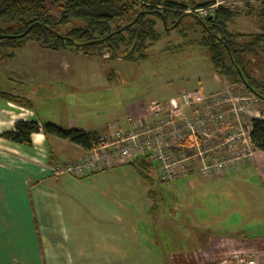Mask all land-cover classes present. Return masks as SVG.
Masks as SVG:
<instances>
[{"label": "crops", "instance_id": "obj_1", "mask_svg": "<svg viewBox=\"0 0 264 264\" xmlns=\"http://www.w3.org/2000/svg\"><path fill=\"white\" fill-rule=\"evenodd\" d=\"M33 44L30 52L42 55L46 48ZM21 52L22 48L15 50L12 58L0 60V92L25 99L31 106L24 108L0 99V264H79L94 255L107 262L129 261L132 255L131 226L126 229L124 224L117 228L114 196L110 191L115 170L129 166H114L81 178H54L50 172L53 160H77L82 155L81 148L64 140L45 137L40 132L31 135L29 146L9 142L1 135L12 131L16 122L25 121L35 122L39 126L54 124L63 129L90 132L99 138L113 129H127L134 121L141 120L155 102L147 105L142 102L129 103L123 110L125 119L118 121L113 105L105 99L103 107L96 109L93 108L94 104H86L78 99L72 101L73 94L78 91H93L99 87L110 89V79L102 72L105 60L96 54L57 50L52 53L63 57V85L69 88L71 95L68 101H63L60 112L46 108L45 103L37 108L39 98L45 102L51 97V74L57 69L44 62L16 65L15 60ZM115 59L118 61L122 58ZM94 75L97 77L94 78ZM213 75L214 82L220 86L214 93L240 86L229 84L214 72ZM35 91L40 92V97H36ZM96 110L103 114L99 118H92ZM114 121L118 122L117 126H114ZM96 183H101L102 187ZM175 183L178 190L185 187L189 192V195L186 194L189 196L187 200L193 202L189 206L194 210L203 207V212L212 220H215V215L226 214L223 210L215 214L208 209L214 195L236 199L242 197L243 201H239L242 209L237 210L244 219L245 216L253 218L259 215L260 206L264 207V152L256 149L250 161H243L224 176L201 177L195 169ZM244 219H241L242 223ZM210 222L213 221L194 219L191 225L192 230L202 234L199 240L194 236L190 240L195 250L199 246L202 250H208L205 261L211 259L213 254L209 250L213 247L220 254L229 251L254 258L264 257V234H227L211 247L204 240L213 235L211 228L206 230ZM236 228L233 226L234 230ZM250 240H257L255 246L259 248L255 249ZM86 245L92 246L94 251L85 250ZM121 248L124 250L121 251Z\"/></svg>", "mask_w": 264, "mask_h": 264}, {"label": "rangeland", "instance_id": "obj_2", "mask_svg": "<svg viewBox=\"0 0 264 264\" xmlns=\"http://www.w3.org/2000/svg\"><path fill=\"white\" fill-rule=\"evenodd\" d=\"M225 2L219 7L234 12L236 15L228 26L229 32L233 34L262 33L259 27L261 24L256 15L257 5L255 3L251 2L248 7H245L243 3L236 0H226ZM195 10L188 9L186 13H193ZM51 14L57 15L54 10H51ZM154 20L155 31L160 38L144 52L145 59L109 60L110 51L106 48L101 49V55L96 52L89 53L104 58L105 61L101 62L102 72L105 73V77L110 79V89L99 87L93 91H78L77 94H73L71 100L78 99L86 104H94L92 107L96 109L103 107L102 102L105 99L109 101L110 105H113L114 114L118 115L116 119L122 121L125 119L123 110L130 105L129 103L142 102L144 105L151 102L161 103L175 98L181 92H190L191 90H197L202 95L218 91L220 86L213 80L210 55L205 48L197 45L203 33L194 19L185 18L177 28L167 31L161 21ZM77 26L70 23L61 28L59 32L65 34ZM31 46H34L33 42H25L15 63L21 65L44 62L45 65L57 69L51 74V97L45 102L39 98L36 107L39 108L45 103L46 108L60 112L63 101H68L71 95L69 88L63 85V68H61L63 57L48 49H44V53L39 56L33 51L30 52ZM256 52L258 58L256 61H252L256 62V78L264 82V44L258 46ZM85 78L87 77L85 76ZM236 89L239 90V87ZM35 95L40 97V92L35 91ZM254 108L264 117V105L257 99ZM101 112L96 110L92 118H99L103 114ZM97 114L98 116H96ZM115 123L114 126H117L118 122ZM113 174L115 176L111 178L110 191L114 196L113 209L116 225L119 228L118 226L126 224V229H129V225L131 226L132 255L129 261L121 262H107L102 257L94 255L79 264H219L221 260L233 254L229 251L220 254L219 250L213 247L212 250H209L213 254L211 259L205 261L204 259L208 258L206 254L209 253L208 250H202L200 246L195 250L194 245L191 244L190 238L192 239L194 236L199 240V236L202 235L191 229L194 219L213 221L210 222L209 227H206V230L211 228L210 231L213 232V235L211 238L204 239L211 247L227 234L228 236H235L240 232L250 233V235L264 234V207L260 206L259 215L253 218L245 216L244 219V216H241L238 211L240 208L242 209V204L239 202L243 201L242 197L236 199L230 196L214 195L208 209L215 214L223 210L226 214L215 215V220H212L208 217L209 215L207 216L203 212V210L205 211L203 207L202 210L199 208L194 210L192 206H189L190 201L187 200L189 196L186 195L187 193L189 195V192L185 187L178 190L175 182L160 183L156 172L152 170L150 175L155 180L152 190L156 193L153 198L156 209L150 214L149 207L152 202L146 193L150 188L148 183L141 180L131 167L117 168ZM96 184L98 187H102L101 183ZM247 200H245L246 203ZM202 203L205 205L204 202ZM101 206L102 201H100L99 207ZM241 219H244L243 223ZM241 225L246 228L241 229ZM233 226H237L236 230L233 229ZM250 242L255 246L258 241L250 240ZM86 244L88 245V243ZM87 245L85 250L88 249L92 253L94 248L87 247ZM255 247V249L259 248ZM244 255L253 259L255 264H264V257L254 258Z\"/></svg>", "mask_w": 264, "mask_h": 264}, {"label": "trees", "instance_id": "obj_3", "mask_svg": "<svg viewBox=\"0 0 264 264\" xmlns=\"http://www.w3.org/2000/svg\"><path fill=\"white\" fill-rule=\"evenodd\" d=\"M245 7L257 5V17L262 33L233 34L228 26L236 17L222 7H217L210 21L197 19L188 9L195 10L214 4L215 0H0V60L12 58L15 50L31 41L50 50H69L89 54L101 49L110 51L109 60L145 59L144 52L160 38L155 31V20L161 21L164 29L177 28L188 17L200 26L202 37L197 45L210 55L213 72L229 84L242 85L259 102L264 104V82L256 78L258 58L256 48L264 44V0H236ZM51 10L56 11L53 16ZM78 25L65 34L59 30L68 24ZM174 26V27H173ZM248 39L245 42L239 41ZM90 43L84 47L75 44ZM134 52L127 55L131 48ZM253 59V60H252ZM0 99L30 108L25 99L0 92ZM67 141L83 150H88L97 140L96 134L76 129H63L54 124L39 126L35 122L18 121L14 129L1 137L9 142L29 146L34 133ZM249 139L255 149L264 152V119L251 122ZM129 166L137 176L148 183L150 214L156 209L153 198L152 163L142 157ZM158 179V178H157ZM159 181V180H158ZM160 182V181H159ZM162 183V182H160Z\"/></svg>", "mask_w": 264, "mask_h": 264}, {"label": "built area", "instance_id": "obj_4", "mask_svg": "<svg viewBox=\"0 0 264 264\" xmlns=\"http://www.w3.org/2000/svg\"><path fill=\"white\" fill-rule=\"evenodd\" d=\"M226 0L196 9L200 20L212 17ZM256 98L242 85L211 95L197 90L151 106L139 121L127 129H113L82 150L77 160H53L52 177L81 178L114 166H125L147 157L160 182H176L193 170L201 177L224 176L243 161L253 158L249 139L251 122L264 119L254 107ZM219 264H255L244 254L233 253Z\"/></svg>", "mask_w": 264, "mask_h": 264}, {"label": "water", "instance_id": "obj_5", "mask_svg": "<svg viewBox=\"0 0 264 264\" xmlns=\"http://www.w3.org/2000/svg\"><path fill=\"white\" fill-rule=\"evenodd\" d=\"M196 18H197V17H196ZM197 19H198V18H197ZM210 20H211L210 17L206 19V21H210ZM173 27H174V26H173ZM89 44H90V43H82V44H75V46H76V47H84V46H87V45H89ZM133 52H134V47L130 49V51L128 52L127 55H131ZM120 58H123V56L120 57Z\"/></svg>", "mask_w": 264, "mask_h": 264}]
</instances>
